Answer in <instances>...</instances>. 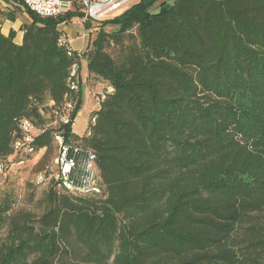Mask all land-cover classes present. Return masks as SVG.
<instances>
[{"label": "trees", "instance_id": "1", "mask_svg": "<svg viewBox=\"0 0 264 264\" xmlns=\"http://www.w3.org/2000/svg\"><path fill=\"white\" fill-rule=\"evenodd\" d=\"M9 1L5 19L23 9L31 23L22 44L0 28V163L34 120L47 126L35 153L63 134L71 157L94 154L102 192L53 181L36 220L5 192L0 264H264V0H139L102 21L84 20L82 0L56 18ZM75 18L99 24L82 56L59 28ZM82 59L107 91L79 136ZM49 102L72 103L73 122L52 126Z\"/></svg>", "mask_w": 264, "mask_h": 264}, {"label": "built area", "instance_id": "2", "mask_svg": "<svg viewBox=\"0 0 264 264\" xmlns=\"http://www.w3.org/2000/svg\"><path fill=\"white\" fill-rule=\"evenodd\" d=\"M25 7L43 18H56L58 16L66 14L72 9V3L69 0H21ZM130 0H82V6L84 8L85 19L92 21H101L108 17L115 18V14H120L124 11V5ZM114 14V15H113ZM65 42L62 41L61 44ZM78 55L82 56L84 53L82 50L77 51ZM78 67L75 65L71 72L69 80L70 86L73 90H78ZM54 102H49L48 106L52 107V115H46L41 110L40 115L47 116V118L53 119L51 125H69L73 122L71 113L74 110L72 103L68 102L61 107L54 106ZM21 137L17 139L13 146V154L9 157L8 162L0 163V174L6 170V164H11L12 161L22 159L23 157L34 155L35 148L33 143L35 138L44 134L47 131V126L37 125L34 120L24 119L21 120ZM72 129L74 123H72ZM55 141L59 147L58 155L56 157V167L51 171H47L44 174L38 175L37 182L44 184L47 181H55L60 183V187L67 189V191L79 195L80 197H90L100 195L102 192L99 184L97 168L95 166V156L92 152H88V156L82 159L77 157H71L70 146L66 143L63 134L55 133ZM76 154L79 153L78 149H75ZM80 163L83 171L79 178H73L75 169ZM8 164V165H9Z\"/></svg>", "mask_w": 264, "mask_h": 264}, {"label": "rangeland", "instance_id": "3", "mask_svg": "<svg viewBox=\"0 0 264 264\" xmlns=\"http://www.w3.org/2000/svg\"><path fill=\"white\" fill-rule=\"evenodd\" d=\"M139 0H130L126 5H124V11L131 7L132 4L137 3ZM168 2H173L174 0H167ZM17 9L16 5L11 3L9 0H0V28L8 33V27L12 25L10 21H7L4 16V11H10L12 9ZM159 10V4L153 8V12ZM123 11V12H124ZM122 12V13H123ZM122 13L115 14L116 16L121 15ZM114 15V14H113ZM113 18V17H112ZM104 19H107L104 18ZM109 19V17H108ZM102 21V20H101ZM83 23L84 21L81 20ZM31 20L29 16L23 11L18 12V23L15 24L16 29L19 30L22 24H29ZM97 25L94 24L92 32L89 34L91 39L96 36ZM13 26H11V29ZM85 27V26H84ZM118 28L116 25H108L106 30L111 32ZM20 32V31H19ZM64 35L66 32L62 30ZM18 38L15 39L16 43H20L22 39V33H18ZM93 36V37H92ZM84 55L88 49L82 50ZM83 60V59H82ZM87 61L82 63V71L80 76L82 78L81 84V93H82V104L81 109L78 112L76 121L74 122V131L77 135L83 136L86 133L90 121V114L92 111H96L99 107L100 98L107 91V84L98 78H92L89 83L87 82ZM79 75V73H78ZM102 83L99 90H94V87ZM92 89H90V86ZM49 119V118H48ZM51 151L47 149H42L34 155L25 156L22 159L14 160L11 164L8 165L7 170L4 173L0 174V197L5 193H12L16 197V203L13 209V214L26 213L32 216L35 220L40 218L44 212L45 207V198L51 187H53L52 181H47L44 184H39L37 182L38 175L44 174L49 170H53L56 167V157L58 155L57 146L54 145ZM57 190L62 193L58 188ZM7 230H2V237H6Z\"/></svg>", "mask_w": 264, "mask_h": 264}, {"label": "crops", "instance_id": "4", "mask_svg": "<svg viewBox=\"0 0 264 264\" xmlns=\"http://www.w3.org/2000/svg\"><path fill=\"white\" fill-rule=\"evenodd\" d=\"M70 11H73V9H71ZM81 20H82V19L75 18V19L72 20V22L62 23L61 25H59V28H60L61 30H64V31L66 32L65 39L69 42L70 46H71L73 49L77 50V51H79V50H83V49H86V50H87V49L90 47L91 42H92V39H93V38L91 39V36L89 35L93 30H92V29H90V30H86L85 27H84V25H83V23L80 22ZM11 23H12V22H11ZM17 23H18V20H17V22L12 23L11 26H13V27H12L13 30H15V31L17 32V37H18V36H19L18 33L21 32V31H20L21 26L18 25V27H20V28H19V30H17V29H16L17 26L15 25V24H17ZM11 26L8 27V30H9V31L11 30ZM19 31H20V32H19ZM2 32H3L5 35H8V34H9V32H8V33H5L3 30H2ZM21 33H22V39H21L20 43H17V44H22V40H23V32H21ZM92 37H93V36H92ZM84 61H86V60L83 59L82 62H80L81 65H80V67H79V75L77 76V77L79 78L81 84H82V78H81L80 76H82V75H81V71H82V63H83ZM86 63H88V62H86ZM86 78H87V82L89 83L90 79H89L88 68H87V76H86ZM102 85H104V84H102V83L97 84V85L94 87V90H99V87H101ZM89 86H90V85H89ZM90 89H92L91 86H90ZM98 108H99V107H98ZM92 112H93V111H92ZM92 112H91V113H92ZM90 116H91V114H90ZM74 125H76V124H74ZM73 131H74V129H73ZM74 132H75V131H74Z\"/></svg>", "mask_w": 264, "mask_h": 264}]
</instances>
